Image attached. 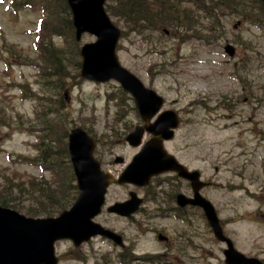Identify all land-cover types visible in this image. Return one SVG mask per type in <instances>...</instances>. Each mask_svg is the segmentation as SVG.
Returning a JSON list of instances; mask_svg holds the SVG:
<instances>
[{"label":"rangeland","instance_id":"374dc122","mask_svg":"<svg viewBox=\"0 0 264 264\" xmlns=\"http://www.w3.org/2000/svg\"><path fill=\"white\" fill-rule=\"evenodd\" d=\"M150 1L155 4L146 0ZM176 1L188 15L185 26L152 30L133 28L114 13L117 0H106L113 11L112 23L121 31L118 61L165 100L164 108L178 112L180 124L174 138L165 143L167 150L190 169L199 170L207 181L201 193L215 207L223 232L235 248L264 262V24L260 6L255 0H193L211 11L207 13L210 18L201 7ZM7 4L0 0V195L10 198L13 208L26 216L30 215L27 211L57 202L52 208L56 215L61 207L69 206V196L58 193L52 202L38 199L28 181L46 180L55 187L57 178L22 158L35 154L33 133L44 121L37 109L45 106L50 95L38 84L43 68L36 48L37 24L47 20V15L39 8L12 9ZM93 40L88 34L72 43L52 37L53 44L66 54L62 59H69L63 69L67 76L61 77V116H65L61 120L67 131L74 126L89 130L98 141L97 157L103 169L116 176L124 164L114 163L115 156L127 163L139 148L128 146L124 136L140 120L132 100L116 82L96 83L80 77L75 62L81 57L75 46L79 52L81 43ZM227 44L233 46V56L227 54ZM27 94L38 96L40 103ZM163 176L147 188L109 186L107 205L128 198L130 190L143 197L141 207L129 218L106 210L95 218L123 237V249L101 237L77 247L61 240L54 245L59 264H119L120 258L127 262L128 254L145 258L163 254L170 264H224L225 245L213 236L199 209L189 211L188 221L163 217L172 206L171 196L190 194L189 186L174 178L169 185L155 188L159 180L169 179ZM158 190L161 199L156 201ZM158 234L166 240H158Z\"/></svg>","mask_w":264,"mask_h":264},{"label":"water","instance_id":"95a60500","mask_svg":"<svg viewBox=\"0 0 264 264\" xmlns=\"http://www.w3.org/2000/svg\"><path fill=\"white\" fill-rule=\"evenodd\" d=\"M67 2L72 13L76 39L79 40L83 32L96 37L94 42L84 43L80 48L81 76L100 82L115 79L133 96L145 124L136 126L127 135L126 140L130 145L140 143L144 129L152 134L121 172L117 183L143 185L151 175L167 170L177 172L179 176L191 181L194 192L193 198L178 194L177 203L182 206L189 203L202 208L215 237L226 244V249L223 250L225 264H262L258 259L245 257L234 249L222 232L213 206L198 192L203 186L198 173L189 172L163 149L162 140L172 137L171 128L178 123L177 115L174 111L166 110L153 123L148 122L162 106L163 98L152 89L144 87L137 77L119 64L115 47L120 32L105 13L104 0ZM225 50L230 55L234 51L231 45H227ZM93 146V139L84 130L79 127L71 129L68 150L76 176L77 195L70 208L61 211L57 217H26L13 209L0 206V264H57L53 243L64 238L78 246L91 236L102 235L120 246L123 245L120 235L92 220L100 212L106 187L113 181L112 176L102 171L99 162L92 156ZM115 161L120 162L122 159L116 158ZM129 195L126 201L108 206L107 211L129 216L138 209L141 202L134 192ZM158 238L165 239L162 235Z\"/></svg>","mask_w":264,"mask_h":264},{"label":"trees","instance_id":"16d2710c","mask_svg":"<svg viewBox=\"0 0 264 264\" xmlns=\"http://www.w3.org/2000/svg\"><path fill=\"white\" fill-rule=\"evenodd\" d=\"M255 1L259 4L261 11H263L264 8L261 2L259 0ZM184 2L201 7L202 11L206 12L207 17H212L210 14H207L211 11L201 4L193 0H185ZM9 5L11 7L39 8L47 15V20H42L39 24L37 48L41 56L43 68L40 74V84L43 85L42 90L49 92L50 95L46 96L47 103L45 102V106L39 112L40 118L43 117L44 121L37 129L38 142L35 144L38 154L33 156L30 161L36 164L41 163L44 168L50 170L57 178V186L52 187L48 182L33 179L28 181V188L33 191L38 199L45 197L51 200V202L56 201L54 199L60 193L62 195L67 194L69 196L67 201L71 202L74 198L76 187L67 156V128H64L65 121L61 120L65 119V116H61L63 101L60 95L64 81L61 77L67 76V72L63 71V69L67 67L69 59L65 58L67 61L62 59V56L66 57L65 52L55 46L52 41V37H63L72 43L74 34L70 9L66 0H9ZM153 5H156L155 9H153ZM105 9L110 15L112 14L111 6L106 5ZM114 13L126 22L132 23L133 28L147 26L152 30L164 25L173 26L174 28L179 25L185 26L184 21L188 17L181 10V2L179 3L176 0H155V4L152 1L146 2V0H117V12L115 11ZM180 14H182V17H180ZM194 27L186 26L190 30ZM75 53L79 56L78 47L76 48V46ZM79 65L80 61L78 60V63L75 62V67L78 69ZM107 97L110 96L107 95ZM52 99L56 100L55 105H53ZM56 203L52 202L49 208L31 210L27 211V213L32 216H37L38 214L52 215V208H54ZM41 204L43 205V203ZM0 205L14 207L13 201L10 198L1 195ZM62 208L64 207L60 209ZM127 258V262L123 260V264H140L144 263V261L146 264H170L163 254L146 258L144 256L136 257L128 254Z\"/></svg>","mask_w":264,"mask_h":264}]
</instances>
